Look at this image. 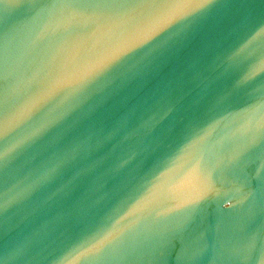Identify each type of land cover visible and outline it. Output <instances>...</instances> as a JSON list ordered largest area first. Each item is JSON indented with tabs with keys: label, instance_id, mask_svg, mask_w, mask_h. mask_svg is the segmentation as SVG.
Segmentation results:
<instances>
[{
	"label": "water",
	"instance_id": "1",
	"mask_svg": "<svg viewBox=\"0 0 264 264\" xmlns=\"http://www.w3.org/2000/svg\"><path fill=\"white\" fill-rule=\"evenodd\" d=\"M0 264H264V0H0Z\"/></svg>",
	"mask_w": 264,
	"mask_h": 264
}]
</instances>
